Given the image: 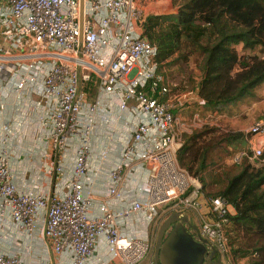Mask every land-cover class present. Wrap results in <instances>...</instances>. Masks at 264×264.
Listing matches in <instances>:
<instances>
[{
	"label": "built area",
	"instance_id": "2783aa9c",
	"mask_svg": "<svg viewBox=\"0 0 264 264\" xmlns=\"http://www.w3.org/2000/svg\"><path fill=\"white\" fill-rule=\"evenodd\" d=\"M81 7L82 0H0V110L10 95L26 104L45 144L46 167L41 185L22 183L31 169L16 172L7 147L11 131L3 123L0 264H24L22 254L3 250L7 222L24 241L41 242L44 264H143L152 249L150 232L167 205L198 227L224 264H240L228 252L231 206L206 197L178 161L186 135L212 122L205 101L196 92L163 100L169 89L158 72V50L143 37L136 0H83L82 24ZM185 98L197 106L190 117L182 115L191 108ZM104 116L110 144L119 125L126 127L112 167L106 166L109 146L94 152ZM244 135L253 158L262 156L264 123ZM246 156L239 152L233 162ZM140 170L142 184L125 182ZM101 172L107 179L102 194L91 186Z\"/></svg>",
	"mask_w": 264,
	"mask_h": 264
},
{
	"label": "trees",
	"instance_id": "16d2710c",
	"mask_svg": "<svg viewBox=\"0 0 264 264\" xmlns=\"http://www.w3.org/2000/svg\"><path fill=\"white\" fill-rule=\"evenodd\" d=\"M176 2V13L151 15L143 23V37L157 48L158 72L169 89L163 100L196 92L212 112H224L255 98L264 83V0ZM95 89L96 82L87 85L90 95ZM189 135L178 152L181 167L200 181L206 197H220L234 209L225 228L229 255L264 264V151L253 158L242 132L221 133L209 124ZM239 152L247 156L225 168L226 156L233 160Z\"/></svg>",
	"mask_w": 264,
	"mask_h": 264
},
{
	"label": "crops",
	"instance_id": "0c3cea01",
	"mask_svg": "<svg viewBox=\"0 0 264 264\" xmlns=\"http://www.w3.org/2000/svg\"><path fill=\"white\" fill-rule=\"evenodd\" d=\"M238 51H242V45L237 47ZM199 84V83H198ZM197 84V87H198ZM196 87V88H197ZM31 101V100H30ZM16 102V98L13 95H10L7 99V106L2 112L0 110V138H1V129L3 123H7L9 125L10 139L7 143V147L11 150V153L14 155L13 166L16 169V172L20 176L25 175V168H30V172L25 175V178L22 179V183H30L37 181L39 185L43 183L44 175L46 173V167L44 164V158L42 157V153L44 151L45 144L44 142L38 139V128L31 121L28 108L26 104ZM197 106L192 107L191 109L186 110V112L182 113V115H189L196 110ZM207 112L212 113V119H221L223 124L226 127H230L235 131H239L244 133L249 127L258 122L264 123V83L261 84L256 90L255 98H246L243 101L236 103L233 106H230L224 112L229 111V115L224 112H212L210 108H206ZM240 110L242 113L247 116L246 121H240L237 118L238 112ZM239 111V112H240ZM116 112V110H115ZM128 115H125L127 118ZM108 117L104 116L99 118L97 127L95 129L94 136V152L100 151L104 149L106 146L110 147L109 158L107 160V167H112L119 161L120 158V148L124 143L125 135H126V127L125 124L121 123L118 127V130L121 132L118 136V140L112 142L111 144L108 142V138L105 135L106 128L108 122ZM112 120V119H111ZM113 121V120H112ZM257 142L259 139H256ZM255 140V141H256ZM94 164V157L92 156L89 160L90 167ZM93 167V166H92ZM93 172L90 174L91 177L95 176L96 169L93 167ZM125 182L127 183H135L142 184L145 179L144 172L141 170L136 174H129L125 177ZM89 186L91 182H88ZM92 188L95 189L98 193L102 194L105 192L107 186V179L105 173L101 172L96 176V180L92 183ZM103 198H101V201ZM231 214L234 213V209L230 207ZM193 223V222H192ZM194 238H198L197 234H192ZM6 242L3 247L4 252H19L22 254L24 264H44L43 252H42V244L39 240L33 241H24L20 238L18 233L15 231L14 226L10 223H6L5 228ZM14 238H19L16 241ZM32 246L29 251L28 246ZM146 262V261H145ZM240 264H245L247 262V258L238 259Z\"/></svg>",
	"mask_w": 264,
	"mask_h": 264
},
{
	"label": "rangeland",
	"instance_id": "374dc122",
	"mask_svg": "<svg viewBox=\"0 0 264 264\" xmlns=\"http://www.w3.org/2000/svg\"><path fill=\"white\" fill-rule=\"evenodd\" d=\"M136 4L143 11L144 19H146L148 16L151 15L164 16V15L174 14L177 12L176 0H136ZM196 68H197L196 65L193 64L191 66V73H193V75L196 76V80L199 83L201 76ZM183 102H185L186 107H191V108L194 107L193 101H191V99L189 98L183 99ZM187 110L189 111V109ZM239 111H240L239 109L236 111L238 112L237 114V118L239 117L238 120L246 121L247 116H245L244 113ZM224 113L229 115V111ZM187 117L190 116L187 114ZM209 125L220 130L221 133L238 132L231 129L230 127H226L221 119L214 118L212 119V122L209 123ZM199 129L200 128L195 129L196 131L194 130L192 134L199 131ZM192 134H190L189 136H191ZM187 142L188 139L186 141V144ZM225 150L228 151L229 149L225 148ZM220 155H222V153ZM232 161H233L232 157L226 156L225 161L223 162V166L225 168L232 166ZM171 213L172 210L170 205H167L164 209H162V211L159 212L156 223L150 232L152 245L155 243L158 237V232L160 230V227L165 222L167 217L171 215ZM168 246L170 247L171 251H173L174 253L173 262L171 264H199L201 256L204 253V245L199 242L198 238H194L191 234H189L186 228L183 229L182 227H178L174 229L168 241ZM152 262H153V252L151 251L146 262H144L143 264H152Z\"/></svg>",
	"mask_w": 264,
	"mask_h": 264
},
{
	"label": "water",
	"instance_id": "95a60500",
	"mask_svg": "<svg viewBox=\"0 0 264 264\" xmlns=\"http://www.w3.org/2000/svg\"><path fill=\"white\" fill-rule=\"evenodd\" d=\"M83 0H82V7H81V24L83 23ZM182 227L183 229L186 228H193V230L198 235V229L196 226H194L188 217H182L180 218L178 216V213L176 211H173L171 215L165 220V222L160 227V230L158 232L157 242H156V249H155V255H154V264H171L173 262V251H171L170 247L168 246V241L172 235V232L175 228ZM198 240L200 243L204 245V253L201 256V259L199 261V264H204L207 255H209V260L213 261L215 256L218 255V252L216 248L213 246H210L207 240L200 237L198 235ZM164 241V243H163ZM208 248L210 250H208ZM210 251V253L208 252ZM216 264H224L221 257H219L216 261Z\"/></svg>",
	"mask_w": 264,
	"mask_h": 264
},
{
	"label": "flooded vegetation",
	"instance_id": "af4514ba",
	"mask_svg": "<svg viewBox=\"0 0 264 264\" xmlns=\"http://www.w3.org/2000/svg\"><path fill=\"white\" fill-rule=\"evenodd\" d=\"M192 224L194 226H196L194 223H192ZM197 229H198V227H197ZM187 231H188V233L192 232V234H196V232L193 230V228H187ZM156 242H157V239H156L155 243L152 245V250H151L153 252V262H152V264H154V255H155V249H156ZM163 243H164V241H163ZM208 250H210V249L208 248ZM208 252L210 253V251H208ZM208 256L209 255H207V259H206V261H205L204 264H216L217 259L220 257L219 254H218L217 256H215V258L213 259V261H210ZM158 264H160V263H158Z\"/></svg>",
	"mask_w": 264,
	"mask_h": 264
}]
</instances>
